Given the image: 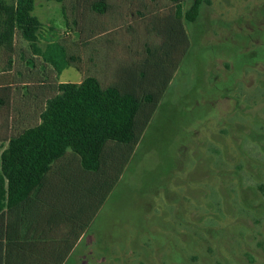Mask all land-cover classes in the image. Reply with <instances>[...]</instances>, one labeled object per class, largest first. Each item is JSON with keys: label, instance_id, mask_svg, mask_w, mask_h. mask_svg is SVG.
I'll list each match as a JSON object with an SVG mask.
<instances>
[{"label": "rangeland", "instance_id": "rangeland-1", "mask_svg": "<svg viewBox=\"0 0 264 264\" xmlns=\"http://www.w3.org/2000/svg\"><path fill=\"white\" fill-rule=\"evenodd\" d=\"M157 4L140 18L115 0L103 15L34 0L37 46L67 64L57 74L18 33L0 49L14 92L0 138L37 125L58 83L130 79L155 97L132 152L108 142L84 176L67 150L41 182L73 171V264H264V0H185L180 18Z\"/></svg>", "mask_w": 264, "mask_h": 264}, {"label": "trees", "instance_id": "trees-1", "mask_svg": "<svg viewBox=\"0 0 264 264\" xmlns=\"http://www.w3.org/2000/svg\"><path fill=\"white\" fill-rule=\"evenodd\" d=\"M54 1L62 3L64 0ZM168 1L173 4L176 17L180 18L185 0ZM76 2H84L88 9L99 14L109 8L106 0H94L90 4L86 0ZM33 9L34 0L0 1V45L10 48L15 33H18L34 56L60 74L67 64L64 48L55 43H48L44 50L37 46L42 25L32 15ZM206 9V3L200 5V11ZM198 16L199 13L192 22ZM160 36L164 41L165 36ZM56 49L61 51L60 59ZM139 89L130 79L102 87L92 76L79 84L59 83L55 94L47 99L37 125L16 136L0 138V219L5 210L16 209L28 199L51 164L67 150L79 157L85 171L94 173L106 165L104 152L108 142L127 145L131 153L143 132V128L139 131L135 128L137 112L142 105L148 107L146 126L155 101L150 90L140 92ZM3 104L0 99V105ZM3 236L0 232V240Z\"/></svg>", "mask_w": 264, "mask_h": 264}, {"label": "crops", "instance_id": "crops-1", "mask_svg": "<svg viewBox=\"0 0 264 264\" xmlns=\"http://www.w3.org/2000/svg\"><path fill=\"white\" fill-rule=\"evenodd\" d=\"M0 1L5 2L6 0ZM86 1L90 4L94 0ZM106 1L109 8L105 13L111 10L114 0ZM115 1L126 4L130 16L139 15L140 18H145L147 16L143 15V11L149 13L148 11L152 10L153 12L161 0ZM165 1L172 4L168 0ZM151 5L155 6L151 7ZM87 10L92 14H105L93 12L88 8ZM16 34L11 41V46H13ZM6 47L0 45V49L6 51L12 49L8 50ZM13 93L12 86L4 79H0V99L4 101V104L0 105V128L3 126L2 129L5 130L9 127L7 116ZM81 169L84 176L94 174V172L85 171L82 166ZM51 178L35 188L18 208L3 212L0 219V232L4 234L0 240L2 264H73V254L79 244L77 247L75 245L81 239L80 237L75 242L73 241V171L62 169L55 172V176L52 175ZM82 185L85 186L84 182Z\"/></svg>", "mask_w": 264, "mask_h": 264}]
</instances>
